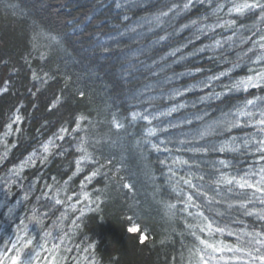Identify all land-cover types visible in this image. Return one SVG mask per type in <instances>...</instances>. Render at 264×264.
<instances>
[{
	"label": "trees",
	"instance_id": "trees-1",
	"mask_svg": "<svg viewBox=\"0 0 264 264\" xmlns=\"http://www.w3.org/2000/svg\"><path fill=\"white\" fill-rule=\"evenodd\" d=\"M185 2L0 0V88L8 89L0 92V264H11L13 256L19 264H197V249L204 247L200 239L225 248L215 253L224 259H209V264H248L246 253L227 248L248 247L245 233L264 230L257 215L245 214L264 208L261 194L212 181L221 173L259 171V154L243 148L190 149L219 147L233 137L240 143L257 133L253 121L260 118L264 101L248 106L256 113L251 120L240 117L238 127L198 137L247 100L264 97V85L229 90L234 81L264 71L256 59L262 50L250 41L241 43L254 32L264 35V22L257 19L259 10L228 12L242 0H192L188 9ZM173 4L178 7L168 12ZM233 19L236 25L225 24ZM214 40L223 46L213 47ZM34 72L40 80H33ZM133 112L149 116L151 123L134 119ZM16 113L23 119L5 135ZM79 115L87 120L77 129ZM114 120L122 127L116 128ZM62 127L69 132L59 140ZM151 127L158 129L154 136L148 134ZM50 138L58 147L44 163L36 159L18 177L11 175L33 152L42 155ZM81 147L91 159L73 175L76 160L85 154ZM96 170L99 174L91 176ZM200 212L213 229L223 231H201L206 222ZM34 214L42 223L31 220Z\"/></svg>",
	"mask_w": 264,
	"mask_h": 264
},
{
	"label": "snow or ice",
	"instance_id": "snow-or-ice-1",
	"mask_svg": "<svg viewBox=\"0 0 264 264\" xmlns=\"http://www.w3.org/2000/svg\"><path fill=\"white\" fill-rule=\"evenodd\" d=\"M209 3H211V0H209ZM192 5V0H186V2L183 4V8L184 9H188L190 6ZM117 7H120V4L117 3ZM178 5L173 4L172 7H170L168 9V12H171L174 8H177ZM224 7L223 4L218 5L217 7V11H219L220 9H222ZM251 10H259V16L257 17L258 20H260L261 22H264V2H262V0H242V2H233L232 6L230 8H228V12L232 13L235 12L239 15H244L247 11H251ZM168 12H161L160 16H167ZM205 19H207V17H205ZM157 20H159V17H157ZM193 24H196V21H192ZM237 21L236 20H230V21H226L225 24L229 27L236 25ZM224 25L217 23L216 27H223ZM184 27H188V25H184ZM241 27H243V25H241ZM236 33L233 32V36H235ZM254 36H259V40H253ZM232 36H229L227 39L228 40H232ZM160 39H165V37H160ZM245 40L250 41L253 43L254 46H258L259 49L262 50V53H264V35H260L259 32H254L252 34V36H248L246 38L241 39V43H244ZM213 47H222V43L220 40H214L213 41ZM203 49H201L202 51ZM104 51H108L107 48H104ZM176 51H179V49H177ZM253 49L249 48L248 52H252ZM172 55H175V52L172 53ZM257 61L264 63V54L257 56ZM197 71H200L199 69H197ZM226 73L221 72L220 75L223 76ZM45 76H47V73H45ZM32 78L33 80H40V77L34 72L32 74ZM219 77H212L211 79H218ZM45 81H41V83L43 84ZM8 81H5V84H8ZM262 85H264V71H259L256 72L255 75L253 76H247L246 78L234 81L231 85V87L229 88V90H239L241 88H243L245 91L248 88H259ZM207 86V85H205ZM8 89L7 87L5 88H0V92H6ZM181 93L177 92L175 93V95H180ZM79 95L81 97H83L85 95L84 92H80ZM217 97L220 95V93H216L215 94ZM208 97H204L203 99H207ZM257 101H264V97H256L254 99H249L245 102L243 108H239L236 110V112L234 114H225L226 119L223 120H218L215 121V127L209 125L207 128L201 130L198 132V137L199 138H204L206 136L211 135L212 133H214L218 128H224L226 130H231L232 128L238 127L241 124L240 121V117H248L250 118V120L252 118L255 117L256 113L253 111H248V106L249 105H253L255 106ZM56 102H59V97H57ZM184 105H178L176 107H172L169 108L166 112H161L160 116H167V115H171L173 112H176L178 110V108H183ZM259 119H255L253 121L254 125L257 127L258 131L255 135H250V136H245V138L242 139V141L240 143L236 142V138L233 137L230 143H224L221 144L219 147L217 146H212V147H200V148H194V149H190L191 151H195V152H209V151H219V152H225V151H240L242 148L246 149V150H253L259 154V162L261 163V167L259 168V171L257 172H246L243 175L240 176H226L223 173H221L219 175V177L215 180L212 181V183L214 185H216L217 187L221 184H227L229 186L235 184L236 186H238L239 189H253V196H256V193H260L262 198H259V203L264 205V109L259 110ZM132 117L135 119L136 117H140L144 120H147L151 123V120L149 118V116L147 115H141L140 113L137 112H133L132 113ZM22 116L19 115L18 113L14 114L12 117V121L10 123H8L6 125L8 132L5 133V135H9L11 133V131L13 130V124H18L21 120H22ZM152 119H155V117H152ZM87 120V117H85L84 115H79L76 118V122H75V127L77 129H79L81 127V121H85ZM187 123H191V121H186ZM114 125L116 128H120L122 127L121 124H119L118 122H116L115 120L113 121ZM171 127H175V125H170ZM16 131H19V128L15 129ZM75 130V129H73ZM61 135H59L57 137V139L59 140H63L64 139V135L69 132V129L62 127L60 130ZM158 129L155 127H151L148 129V134L150 136H154L156 135ZM260 136V139H257L256 137ZM181 143H183V141H181ZM81 145H83V140H81ZM58 147V145L55 143V141L53 139H49L47 142H45L42 145V149H43V154H38L36 152H33L28 159L23 162L18 168H13L12 170H10L11 175L12 176H19L20 172L23 170V168L25 166H27L28 162H31L32 164H35L36 159H39L41 163H44L47 159L48 156L51 154L52 149ZM152 147L159 150V146L157 144H152ZM167 150V149H166ZM80 151L84 152V155H81L79 157V159L76 160V171L73 172V175H76L77 172H80L81 169V163L88 161L91 159V156L87 154L86 149H84L83 147L80 148ZM7 153L5 152V155ZM2 159V158H0ZM174 162H179V163H184L186 164L187 161L186 160H177ZM220 165L227 167L228 163L224 160L219 161ZM99 174V170L93 171L91 173V176H96ZM255 178V179H254ZM200 180H203L204 177L200 176L199 177ZM184 183L189 185L192 188H196V185L192 183V181L190 179H184ZM47 187L51 188L52 185H47ZM125 188H129L131 189L132 185L125 183L124 184ZM199 191V190H198ZM228 191H232V188L229 187ZM204 196H207V193H201ZM44 195H47V193H44ZM88 193H84V196L87 197ZM27 198V195L25 196V199ZM69 199H71V197H69ZM188 201L191 202L193 200V196L191 194L188 195L187 197ZM252 201L249 199L247 201V203H251ZM63 201H61L60 199H55V204H62ZM229 208L232 207L231 204L228 205ZM240 206L246 207L245 202H241ZM73 207H75V205H73ZM169 207L174 208L175 205H170ZM9 211H11V209H9ZM33 213H35V209H33ZM246 215H257L258 218L262 221H264V208L261 209H254L252 211H246L245 212ZM189 215H192V213H189ZM199 216L203 217L204 221L206 222L205 227H201V231H204L205 228L206 230L209 232V234H211L213 232V230H215L216 232H222L223 229L221 228H215L213 229V224L212 222L208 219L207 216H204L203 212L198 213ZM31 220L33 222L36 223H42V221L39 219V217H37L35 214L31 217ZM23 223V222H22ZM26 227V226H25ZM191 227V226H190ZM197 227H199V225H197ZM137 229L133 228L131 229V231L135 232ZM193 235H195V233H192ZM47 235H51V233H47ZM245 235L247 237H249L248 241H247V245L248 247H237V248H227V251L230 252H234V253H246L247 257H248V264H264V251H262V249H264V230H252V231H248L245 233ZM144 237H141V242H144ZM198 239H200L198 237ZM19 240V238H18ZM28 244H31V240H29L27 242ZM200 244H202L204 247L203 249H197V254H198V260H197V264H209V259H220L223 260L224 257L220 256V257H216L215 253H221L223 251H225V248L219 247L215 244L210 243L208 240L205 239H200ZM15 244H13V248H15ZM27 246V245H24ZM210 250V251H209ZM206 256L208 258H206ZM233 258L239 259V256H235ZM11 259V264H19V257L18 256H13L10 258ZM25 264H31V261H26Z\"/></svg>",
	"mask_w": 264,
	"mask_h": 264
}]
</instances>
